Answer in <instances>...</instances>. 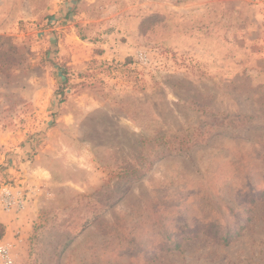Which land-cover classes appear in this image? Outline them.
Returning <instances> with one entry per match:
<instances>
[{
    "label": "rangeland",
    "instance_id": "obj_1",
    "mask_svg": "<svg viewBox=\"0 0 264 264\" xmlns=\"http://www.w3.org/2000/svg\"><path fill=\"white\" fill-rule=\"evenodd\" d=\"M2 186L12 264H264V0H0Z\"/></svg>",
    "mask_w": 264,
    "mask_h": 264
},
{
    "label": "crops",
    "instance_id": "obj_2",
    "mask_svg": "<svg viewBox=\"0 0 264 264\" xmlns=\"http://www.w3.org/2000/svg\"><path fill=\"white\" fill-rule=\"evenodd\" d=\"M22 179H25V181L28 179L26 173L23 174ZM22 182V180H19V184ZM26 199L27 203L25 210H23L24 213L23 211L19 213L5 212L0 208V224L5 227V234L0 241V245L9 246L13 237H15V244L22 243L24 240V232L28 230V223L30 222L28 220L31 216V214H28L29 208L33 207V203L29 196H27Z\"/></svg>",
    "mask_w": 264,
    "mask_h": 264
},
{
    "label": "built area",
    "instance_id": "obj_3",
    "mask_svg": "<svg viewBox=\"0 0 264 264\" xmlns=\"http://www.w3.org/2000/svg\"><path fill=\"white\" fill-rule=\"evenodd\" d=\"M26 203L22 190L14 189L11 186L0 188V208L3 211L22 212L26 208ZM0 260L3 264H12L10 250L6 246H0Z\"/></svg>",
    "mask_w": 264,
    "mask_h": 264
},
{
    "label": "trees",
    "instance_id": "obj_4",
    "mask_svg": "<svg viewBox=\"0 0 264 264\" xmlns=\"http://www.w3.org/2000/svg\"><path fill=\"white\" fill-rule=\"evenodd\" d=\"M5 234V227L0 224V240L3 238ZM225 244H227V237L225 236L224 239H222Z\"/></svg>",
    "mask_w": 264,
    "mask_h": 264
}]
</instances>
